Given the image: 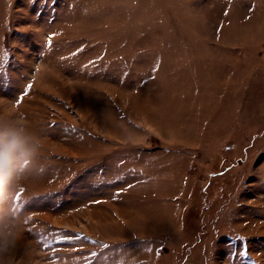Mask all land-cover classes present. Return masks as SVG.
Segmentation results:
<instances>
[{"label": "rangeland", "instance_id": "obj_1", "mask_svg": "<svg viewBox=\"0 0 264 264\" xmlns=\"http://www.w3.org/2000/svg\"><path fill=\"white\" fill-rule=\"evenodd\" d=\"M18 127L6 262L264 264V0H0Z\"/></svg>", "mask_w": 264, "mask_h": 264}, {"label": "clouds", "instance_id": "obj_2", "mask_svg": "<svg viewBox=\"0 0 264 264\" xmlns=\"http://www.w3.org/2000/svg\"><path fill=\"white\" fill-rule=\"evenodd\" d=\"M41 146V140L27 134L24 127L0 131V197L14 179H19L17 173L23 172L22 161L28 160ZM19 233H0V264H11L2 255L15 246Z\"/></svg>", "mask_w": 264, "mask_h": 264}, {"label": "snow or ice", "instance_id": "obj_3", "mask_svg": "<svg viewBox=\"0 0 264 264\" xmlns=\"http://www.w3.org/2000/svg\"><path fill=\"white\" fill-rule=\"evenodd\" d=\"M31 87V85H29V88ZM18 202H19V200H18Z\"/></svg>", "mask_w": 264, "mask_h": 264}]
</instances>
